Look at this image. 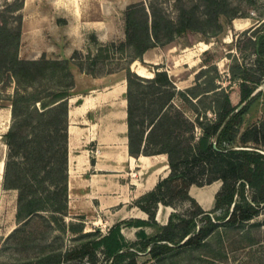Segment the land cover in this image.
<instances>
[{
	"label": "trees",
	"instance_id": "trees-1",
	"mask_svg": "<svg viewBox=\"0 0 264 264\" xmlns=\"http://www.w3.org/2000/svg\"><path fill=\"white\" fill-rule=\"evenodd\" d=\"M200 1L204 22L221 27L219 16L226 14L227 1ZM197 7L198 3L181 6L177 17L172 19L157 7L151 5L148 11L143 3H132L125 12V42L103 43L90 33L87 45H93L94 51L86 45L85 52L74 49L69 57L59 59L19 57L20 24L15 31L0 27V70L10 71L17 83L10 97L11 123L3 134L7 151L2 173L3 187L17 191V222L42 209L61 214L68 206V101L75 83L71 65L93 76L126 69L128 151L134 156L161 152L167 155L168 174L135 199V204L148 214L146 220L136 219L135 226L155 222L158 202L171 204L166 200V188L172 192V198L189 199L196 205V210L191 211L193 216L202 213L209 221L192 234L187 235L189 231H186L182 235H187L182 244L198 245L214 222L210 221L211 212L188 194V186L217 179L221 180V187L216 193L215 208L221 199L228 204L233 202L224 222L236 224L259 213L264 201V151L258 145L264 146V119L239 131L242 115L253 97L249 98L254 88L247 81L257 83L255 73L244 70L238 74L240 99L233 104L230 87L213 86V94L207 99L209 93L196 92V84L178 88L166 69L156 68L153 75L144 76L130 67L149 47L166 44L188 30H202L204 25L199 23ZM259 37L261 42L254 52L256 59H264V31ZM114 46L130 54L116 67L97 70L98 62L107 59V52ZM46 68L60 70L69 77H55V82L46 86L36 84L44 78L38 75ZM28 85L34 90L28 91ZM79 102L77 99L75 103ZM184 107L191 108L193 118L186 114ZM236 139L239 144L234 143ZM245 184L253 187V195L250 202L241 204L234 200V194L243 192ZM172 185L175 188H170ZM172 215L173 212L161 230L151 236L140 227L135 232L137 239L129 241L121 230V223L116 222L104 233L87 231V239L73 247L15 264H62L84 258L88 264H96L98 251L106 257L102 264H138V250L157 258L178 248L169 229ZM139 243L141 249L135 247Z\"/></svg>",
	"mask_w": 264,
	"mask_h": 264
},
{
	"label": "rangeland",
	"instance_id": "rangeland-1",
	"mask_svg": "<svg viewBox=\"0 0 264 264\" xmlns=\"http://www.w3.org/2000/svg\"><path fill=\"white\" fill-rule=\"evenodd\" d=\"M226 1V14L219 16L221 27H218L207 25L204 22L200 0H133L124 9L123 37L111 40L116 43L126 41L125 12L132 3H143L148 11L152 5L172 19L177 17L181 6L198 3L196 12L201 21L200 25H204L202 30H188L166 44L152 46L149 50L150 60H146L142 56L138 57L136 58L137 63L131 69L134 70L136 65H142L147 76L153 75L156 68L166 69L178 88L183 89L196 84L194 90L209 93L207 99L213 94V86L230 87V98L233 104H237L240 99L238 74L244 70L255 73L258 82L247 81V84L254 88L252 92H255L242 115L239 124L241 132L252 123L264 119V59H256L254 52V48L261 42L259 34L264 31V0ZM21 7L22 0H0V27L7 26L13 31L17 30L21 23ZM235 18H248L249 23L245 28H237L234 25ZM111 40L99 41L108 43ZM87 42L81 48L83 52L86 51ZM204 44L207 45V48ZM87 46L94 51L93 45ZM107 53L108 58L98 62L97 70L104 71L107 68L116 67L125 61V56L130 54L128 50L125 52L117 49V46L111 47ZM18 56L21 57L19 54ZM40 58L59 59L45 54L27 59ZM200 68L202 69L199 71ZM71 70L75 83L71 90L73 93L68 101L69 107L75 104L77 99H81V95L94 81L90 76H80L76 66L71 65ZM122 70L126 73V69ZM197 71L199 72L196 74ZM38 77L44 78L36 84L46 86L54 83L55 77L69 76L60 70L52 71L46 68L44 73L40 72ZM99 85L100 88L96 90L102 88V83ZM16 86L17 83L11 72L2 68L0 70V161H2V173L3 159L7 151L3 134L11 123L10 97ZM27 90L33 91L34 87L28 85ZM88 92L92 93L93 90ZM184 109L187 115L194 117L191 108L184 107ZM7 110H9V115H7ZM208 113L213 115L211 112ZM78 121L72 119L68 114V123L78 125ZM196 131L198 133V127ZM72 136L74 140L69 148L71 154L81 151L82 148L79 133H73ZM234 143L239 144L238 139ZM258 146L261 151H264V146ZM90 149V153H95L96 145H90ZM96 184L101 188V183ZM170 188L175 187L172 185ZM104 189L105 192H100V197L112 194L111 187ZM16 195L15 189L3 187L1 177L0 264H15L34 260L52 251L65 250L87 239V231L97 230L104 233L111 226V219L108 218L110 210L99 208L98 203L81 210L76 206L70 207L68 204L66 210L61 214H52L49 209H42L33 213L25 221L17 222L15 216ZM165 195L166 200L170 201L175 208L169 229L174 233L172 240L177 241L178 248L157 258L151 257L146 251L138 250L136 253L138 264H264V202L260 204L259 213L252 218L236 224H227L224 220L232 209L233 202L228 204L221 199L216 208L211 211L210 221H213L214 225L211 226L209 233L201 243L191 246L182 244L183 239L200 226L207 225L209 221L202 213L197 216L191 214V211L197 208L192 201L172 198V192L166 188ZM252 195L253 187L245 184L243 192L239 190L234 194V200L245 204L247 201H251ZM73 200L77 199L71 198V202ZM104 203H109L107 197ZM185 203H190L191 208ZM156 217L159 222L165 223L160 208L157 209ZM125 226L123 224L124 232L128 235ZM157 230L148 229L150 236L157 233ZM160 230L161 226H159L158 232ZM186 231H189L188 234L182 237ZM126 239L133 241L129 238ZM170 243L172 244V242ZM135 247L141 249V244H136ZM105 260L104 254L98 251L96 264H102ZM62 264H88V262L84 258L80 261L72 260Z\"/></svg>",
	"mask_w": 264,
	"mask_h": 264
},
{
	"label": "crops",
	"instance_id": "crops-1",
	"mask_svg": "<svg viewBox=\"0 0 264 264\" xmlns=\"http://www.w3.org/2000/svg\"><path fill=\"white\" fill-rule=\"evenodd\" d=\"M132 1L22 0L18 54L23 58H37L42 54L64 58L69 57L74 49L82 48L90 33H94L100 41L122 38L124 9ZM150 48L142 53V58L150 60ZM136 63L132 62L130 67ZM134 71L147 76L142 65H136ZM78 73L90 76L94 81L81 95L80 102L68 108L69 116L79 120L78 125L68 123V204L81 210L98 203L99 208L110 210V225L121 223L126 238L135 240V232L140 227L150 236L148 229L159 230V226L164 224L156 217L157 209H161L166 222L175 208L158 202L155 222L135 226L136 219H148V214L135 204V199L168 174L167 155L163 152L137 156L129 153L124 70L97 76L80 70ZM101 83L102 88L96 90ZM90 90L93 92L89 93ZM73 133H79L82 148L71 154L69 148L74 140ZM90 145H96L95 153H90ZM96 183H101V188ZM105 187H111L112 194L100 197ZM220 187L219 179L204 185L192 183L188 186V194L204 210L211 212ZM106 197L109 200L107 204L104 203ZM71 198L77 200L71 202ZM185 205L191 208L190 203ZM126 219L132 224H127Z\"/></svg>",
	"mask_w": 264,
	"mask_h": 264
},
{
	"label": "bare ground",
	"instance_id": "bare-ground-1",
	"mask_svg": "<svg viewBox=\"0 0 264 264\" xmlns=\"http://www.w3.org/2000/svg\"><path fill=\"white\" fill-rule=\"evenodd\" d=\"M248 23H249V19L248 18H241V19H235L234 20V25L237 28H240V27L241 28H245L248 25ZM204 46H205V48H207L206 47L207 46L206 44H204Z\"/></svg>",
	"mask_w": 264,
	"mask_h": 264
},
{
	"label": "water",
	"instance_id": "water-1",
	"mask_svg": "<svg viewBox=\"0 0 264 264\" xmlns=\"http://www.w3.org/2000/svg\"><path fill=\"white\" fill-rule=\"evenodd\" d=\"M254 92H255V91H254ZM254 92H252V93L250 94L249 98L254 94ZM247 100H248V99H246V100L242 101L241 103H239V104L237 105V107H236L235 110H238L242 105H244V104L246 103ZM263 202H264V201H263ZM186 238H187V236L183 239V241H184ZM183 241H182V242H183Z\"/></svg>",
	"mask_w": 264,
	"mask_h": 264
}]
</instances>
